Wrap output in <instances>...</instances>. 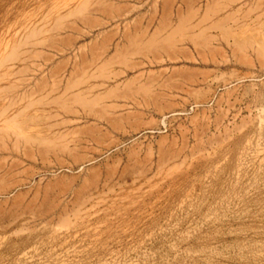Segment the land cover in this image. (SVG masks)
I'll return each instance as SVG.
<instances>
[{"label": "rangeland", "instance_id": "1", "mask_svg": "<svg viewBox=\"0 0 264 264\" xmlns=\"http://www.w3.org/2000/svg\"><path fill=\"white\" fill-rule=\"evenodd\" d=\"M0 264H264V0H0Z\"/></svg>", "mask_w": 264, "mask_h": 264}, {"label": "bare ground", "instance_id": "2", "mask_svg": "<svg viewBox=\"0 0 264 264\" xmlns=\"http://www.w3.org/2000/svg\"><path fill=\"white\" fill-rule=\"evenodd\" d=\"M19 130V129H18Z\"/></svg>", "mask_w": 264, "mask_h": 264}]
</instances>
